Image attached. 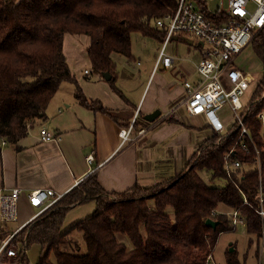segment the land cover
Here are the masks:
<instances>
[{
  "label": "trees",
  "instance_id": "obj_1",
  "mask_svg": "<svg viewBox=\"0 0 264 264\" xmlns=\"http://www.w3.org/2000/svg\"><path fill=\"white\" fill-rule=\"evenodd\" d=\"M176 3L0 0V142L17 148L30 124L45 114L62 81L74 83V96L81 105L107 111L99 100L85 96L70 71L63 52L65 33L89 37L86 52L91 66L95 72L110 73L112 83V54L131 57L132 31L162 40L164 31L152 21ZM249 45L262 70L252 85L254 106L243 121L258 154L251 143L248 151L241 148L237 130L218 142L213 132L182 170L150 185L134 183L123 191H106L95 173L87 174L29 228L24 247L39 245L36 264H205L218 233L235 225L224 210L217 209L221 205L241 217L249 234L261 235L256 209L259 186L264 193V140L256 113L264 108V29ZM229 150H233L231 157L240 161L239 167L224 166ZM202 169L209 171V180L223 178L224 184L206 182L199 174ZM90 201L95 203L91 213L63 225L69 209ZM208 217L217 220L214 228L205 224ZM74 228L82 231L85 253H80L78 243L68 237ZM9 230L0 222V239ZM19 260L29 264L24 253L19 254ZM227 264L240 263L229 253Z\"/></svg>",
  "mask_w": 264,
  "mask_h": 264
},
{
  "label": "crops",
  "instance_id": "obj_2",
  "mask_svg": "<svg viewBox=\"0 0 264 264\" xmlns=\"http://www.w3.org/2000/svg\"><path fill=\"white\" fill-rule=\"evenodd\" d=\"M86 42L88 45L89 39ZM73 45L76 46L75 43ZM64 55L85 96L99 100L107 111L81 105L74 96V83L62 81L49 101L45 114L30 124L27 135L18 141L17 148L4 141L0 142V189L9 191L14 187L26 190L49 187L64 192L87 174L95 173L104 190L123 191L134 183L150 185L182 170L179 157L178 160L174 159L173 171H169L168 164L164 163L169 161L167 152L171 153V148H175L182 140L179 134L175 136L180 127L175 113L182 108L171 115L173 119H170L171 116L164 117L184 95L182 84H167L158 78L157 85L152 83L153 80L149 81L144 91L141 88L138 93L133 90L126 92L110 83L102 73L89 74L84 68V74H88L87 79L80 75L78 63L84 56L79 58L73 51L68 61L65 52ZM155 74L152 71L151 77ZM156 108L160 110V115L153 121L144 124L138 120L139 115L144 119L145 114ZM134 116L137 123L148 126V130L139 137L132 131L134 139L121 143L118 130L127 126ZM41 128L49 130L55 137L40 139ZM158 148L161 154H156ZM88 154L93 157L90 162L86 160ZM56 155L65 165V177L51 176L49 173L50 159ZM88 203L94 209L95 203ZM90 210L91 206L81 208L77 216H83ZM19 211H30L25 210L21 198ZM24 218L21 219L19 214V219ZM254 237L257 246L259 242L263 244L256 264H264V236Z\"/></svg>",
  "mask_w": 264,
  "mask_h": 264
},
{
  "label": "built area",
  "instance_id": "obj_3",
  "mask_svg": "<svg viewBox=\"0 0 264 264\" xmlns=\"http://www.w3.org/2000/svg\"><path fill=\"white\" fill-rule=\"evenodd\" d=\"M207 1L177 0L173 9L152 21L158 29L164 31L162 47L154 64L153 72L159 64L163 67H170L174 62L175 57L165 52V47L171 39H182L192 45L193 43L201 46L206 45L200 59L195 63L197 78L183 80L184 95L171 106L164 117L171 116L179 108H183L189 116L205 117L213 132L218 134L217 142L221 137L237 130V139L241 148L248 151L249 143L254 144L243 121L244 115L249 109V103L243 105L239 98L250 90L256 77L239 68L236 65V58L242 49L251 42L255 34L260 29H264V0H226L224 7L218 5L214 10L208 8ZM249 3H253L252 9L248 7ZM262 96L263 94L259 98ZM225 104L233 110L234 121L224 131L225 128L216 115V111ZM260 110L256 113V119L262 128L260 133L264 140V115ZM147 130L148 126L139 125L134 116L127 126L118 130V135L123 143L134 139L132 137L134 134L131 135L132 131H135V136L139 137L143 136ZM39 133L42 140L55 137L45 128H41ZM253 147L258 154V149L254 145ZM231 153L233 150H229L224 155V166L237 168L240 166V161L231 157ZM92 159L91 154L86 156L88 162ZM258 191L256 212L261 219V236H264V193L260 186ZM64 192L49 187L28 190L14 187L9 191L0 189V218L3 221L19 219V198H21L25 210L35 208L34 212L20 222L16 230L10 231L6 237L0 239V264H12V258L19 261V254L22 255L25 250L29 228L40 215L54 206ZM227 214L233 224L236 220L243 223L235 211L227 212ZM22 229H25L24 236L17 241L22 245L20 249L17 247V243L11 244L10 239ZM205 264H214L211 257H207Z\"/></svg>",
  "mask_w": 264,
  "mask_h": 264
},
{
  "label": "rangeland",
  "instance_id": "obj_4",
  "mask_svg": "<svg viewBox=\"0 0 264 264\" xmlns=\"http://www.w3.org/2000/svg\"><path fill=\"white\" fill-rule=\"evenodd\" d=\"M207 5L208 8L214 10L218 5L224 7L226 5V0H208ZM248 7L252 9L253 3H249ZM86 39H89V37L85 34L66 33L63 37V51L67 54L68 61H70L69 56H71L73 51L78 54L79 58L80 56L85 57L80 60L78 66L81 69L79 74L87 79L88 74H84V68H86L87 72L89 71V74L98 75L99 73L94 71L90 61H88V55L86 52ZM130 39L131 57H126L125 55L116 52L112 54L115 74V79L112 83L117 88L119 87L122 91L130 92L133 90V92L138 93L141 88V91H144L149 81L153 80L152 83L157 85L158 78H160V82L167 84L174 82L178 85L182 84L183 80L185 79L194 80L197 78L198 74L195 68V63L200 59L203 48L206 47V45L201 46L197 43H193L192 45L182 39H171L165 47V52L175 57L174 63H172L170 67H163L161 64H159L155 70L156 74L154 76L152 75L151 77L154 64L162 47V40H158L151 35H145L140 31H132L130 34ZM73 43H75L76 46H74ZM236 65L239 68L252 73L256 77V80L257 76H259L262 70L261 63L255 56L250 45L246 46L239 53L236 58ZM252 95L256 96L255 86L254 88L251 87L248 92L239 98L243 105L249 103V109L254 106V100L250 101ZM260 111L264 115V108H262ZM175 115L177 118H179L180 122V127L177 130V134H175V136L179 134L182 140L176 144L175 148H171V153L167 152L169 161L166 160L164 163L168 164L167 169H170L169 171H173L174 169L173 162H175V158L177 160L180 158V165L183 169L194 153L199 154V147L205 138L213 133V129L205 117L195 118L189 116L183 108L176 112ZM216 115L222 122L223 127L225 128L224 131L227 130L234 121V112L226 104L216 111ZM138 120L144 124L149 123L148 121L144 120L141 115L138 116ZM260 130H262V128H260ZM216 140H218V134L217 137H215V141ZM158 147H160V145ZM159 149L160 148L157 149L158 151L156 150V154H161ZM163 153H165V151H163ZM168 158L166 157V159ZM50 164L51 171L49 173L51 176L65 177L67 175L65 165L57 155L53 158L51 157ZM199 174L206 182L213 185H222L225 182L223 178L209 180V171L205 169L200 170ZM148 202L150 204L152 203L151 200ZM89 204L90 203L79 206L76 205L75 208L69 209L65 215L63 225L68 226L72 221L84 217L86 214L83 216H77L81 208H88L91 206V210L88 211L87 214L91 213L93 211V206ZM217 209L222 211L224 210L226 214L229 212L227 211L228 209L222 205ZM34 211L35 208L28 212L20 211V218H26L27 215L29 216ZM21 219L3 221L0 218V222L5 224L6 227L10 229L8 232L10 233V231L16 230L18 228L20 222L22 221ZM23 232H25V229L20 230L13 238L10 239V243L14 245L17 243V247L20 249L22 248V245L17 241L22 239L24 236ZM8 233L4 237H6ZM68 237L72 238L78 243V251L80 253L86 252V243L83 239L81 230L76 228L72 229L69 232ZM230 247H233V250L230 251ZM262 247L263 244H261V242H259L257 246L255 237L246 231L244 224L240 220H236L233 228L223 229L218 233L216 242L211 251V261L214 264H227V258L229 253H231L240 264H256L259 250ZM23 253L29 264H36L38 262L39 245L36 243L29 244ZM49 258L52 261L54 260L52 253L49 254ZM12 264L24 263L22 260L16 261L14 258H12Z\"/></svg>",
  "mask_w": 264,
  "mask_h": 264
},
{
  "label": "water",
  "instance_id": "obj_5",
  "mask_svg": "<svg viewBox=\"0 0 264 264\" xmlns=\"http://www.w3.org/2000/svg\"><path fill=\"white\" fill-rule=\"evenodd\" d=\"M102 76L107 80L110 79V77H111L110 73H108V72H102ZM159 115H160V110L158 108H156L153 111L145 114L144 119L147 121H153ZM205 224L214 228L215 225L217 224V220H214V219L208 217L205 219ZM229 250L230 251L233 250V247H230Z\"/></svg>",
  "mask_w": 264,
  "mask_h": 264
}]
</instances>
